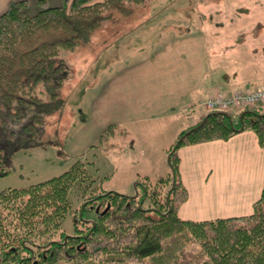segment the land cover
Segmentation results:
<instances>
[{"label":"trees","instance_id":"1","mask_svg":"<svg viewBox=\"0 0 264 264\" xmlns=\"http://www.w3.org/2000/svg\"><path fill=\"white\" fill-rule=\"evenodd\" d=\"M38 3L43 8L30 15L26 0L9 1L0 14V175L8 173L17 150L41 144L44 117L65 104L61 89L67 70L60 50L87 41L115 12L126 15L132 9L123 0ZM205 98L198 106L208 112L168 147L167 172L137 178L132 194L92 190L73 218V234L61 227L70 209L69 189L90 187L83 162L42 181L0 190V264H264V181L249 215L202 221L178 216L188 197L180 178V147L251 130L264 149L263 108L244 109L235 122L230 111L206 109ZM86 207L94 218L84 216Z\"/></svg>","mask_w":264,"mask_h":264},{"label":"rangeland","instance_id":"2","mask_svg":"<svg viewBox=\"0 0 264 264\" xmlns=\"http://www.w3.org/2000/svg\"><path fill=\"white\" fill-rule=\"evenodd\" d=\"M45 1L47 7L62 3ZM28 2L26 12L30 15L43 8L37 0ZM129 5L128 14L115 12L104 19L87 41L60 50L59 58L67 70L61 89L65 104L44 117L41 144L17 150L8 162V173L0 175V190L23 187L58 175L76 161L83 162L90 187L69 189L70 209L61 227L67 234L74 233L73 218L92 190L132 194L137 178H156L167 172L166 151L172 143L173 125L163 124L162 118L139 128L113 123L121 115L115 104L117 96L101 98L103 105L92 101L96 94L110 93L108 73H120L128 61L141 60L143 54L175 36L204 44L198 51L206 55L202 77L210 84L241 86L247 78L264 76V0H143ZM142 28L144 32H138ZM136 33L144 42L140 51ZM116 49L118 54L123 52L118 59L113 57ZM258 108L264 110L262 106L246 109ZM241 111L231 114L235 122ZM86 208L84 216L94 218V210Z\"/></svg>","mask_w":264,"mask_h":264},{"label":"crops","instance_id":"3","mask_svg":"<svg viewBox=\"0 0 264 264\" xmlns=\"http://www.w3.org/2000/svg\"><path fill=\"white\" fill-rule=\"evenodd\" d=\"M9 1L14 0H0V14ZM145 28L138 32L143 33ZM167 29L175 32L174 28H164V31ZM135 39L140 51L144 42L137 33ZM203 48L202 43L172 36L161 47L139 57L141 60L128 61L120 73H108L110 93L106 90L96 94L92 101L96 99L98 106L103 105L101 98L117 96L115 104L121 115L113 123H129L139 128L143 123L162 118L163 124L171 123L174 128L170 144L208 112L198 106L201 99L215 92L226 94L235 88L257 87L264 82L262 76L258 80L247 78L241 86L227 81V85L210 84L209 79L202 77L206 55L198 49ZM122 53L118 54L116 49L113 57L118 59ZM178 154L180 178L188 193L178 209L182 220L202 221L252 213L264 181V149L253 131L244 130L225 140L184 145Z\"/></svg>","mask_w":264,"mask_h":264},{"label":"built area","instance_id":"4","mask_svg":"<svg viewBox=\"0 0 264 264\" xmlns=\"http://www.w3.org/2000/svg\"><path fill=\"white\" fill-rule=\"evenodd\" d=\"M201 103L206 109L217 111L264 107V82L257 87L235 88L226 94L215 92L208 95Z\"/></svg>","mask_w":264,"mask_h":264}]
</instances>
